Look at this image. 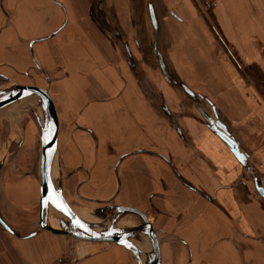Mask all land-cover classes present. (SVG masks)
Instances as JSON below:
<instances>
[{
  "label": "crops",
  "instance_id": "1",
  "mask_svg": "<svg viewBox=\"0 0 264 264\" xmlns=\"http://www.w3.org/2000/svg\"><path fill=\"white\" fill-rule=\"evenodd\" d=\"M91 1L0 0V75L37 69L57 111L53 185L71 207L141 211L160 264H264V0H214L222 42L191 0H157L176 17L160 20L169 78L153 84L156 99L90 18ZM200 109L226 127L245 165ZM39 133L32 120L0 118V220L11 231L0 224V264H136L121 246L38 230Z\"/></svg>",
  "mask_w": 264,
  "mask_h": 264
},
{
  "label": "rangeland",
  "instance_id": "2",
  "mask_svg": "<svg viewBox=\"0 0 264 264\" xmlns=\"http://www.w3.org/2000/svg\"><path fill=\"white\" fill-rule=\"evenodd\" d=\"M191 1L195 12V18L203 19L207 26H209L210 30L213 31L214 35H216V38L217 36L219 37L222 32L218 29V26L215 23L212 13L213 9L209 8L211 6L210 4L214 0H207L206 2L205 0ZM91 2L95 5L93 4L92 10L89 11L90 18L101 25L102 31L107 34L106 36L112 43L115 44L118 50H120L122 64L128 69V71L130 70L131 73H134V77L137 79L136 82L139 83L143 91L156 99L158 97V93L153 84L164 83L169 78V75L165 72V62L162 59V54L156 50V43L159 40L160 35L162 36V26L160 20L165 15H167V18L176 17L174 13H163L157 0H106L108 5L105 10L101 8L99 10L97 7L98 2H101V0H93ZM177 3H180V0H177ZM109 6H114L115 9L112 11L108 10V8L111 9ZM181 11L184 13L187 12L185 7H182ZM115 15L117 16L121 29L115 23ZM63 16L65 15L63 14ZM162 29L164 30V27H162ZM221 39L222 38H217L218 42L222 41ZM238 64V66L235 64L238 70L245 73L246 67L242 65L241 62H238ZM36 71L37 69L35 68L26 70L25 72L30 73V76H26L27 74H22L20 76L9 75L10 77L0 75V95L16 84L33 86H36L35 84H42L43 80L39 76H35L33 74ZM247 75H249V73ZM200 110L206 115L202 109ZM201 112L200 115L202 116ZM40 116L42 118L44 116V106L39 98L32 99L27 97L0 110V118L4 120L9 119L11 121V125L18 124V128L22 126L27 119H29L35 122L36 129L40 130L43 125V122L40 123ZM17 140L19 139H16V141ZM16 143L17 142H14L13 145L15 146ZM26 147L28 148L29 146ZM54 187L56 191L58 187ZM72 208L77 214H79L80 217L81 215L79 212H81V214H85V216L88 217L86 222L89 223L91 227L95 225L96 229L98 225V218L107 221L108 225L102 227L100 231L114 230L119 232L122 228H133L142 224V220L137 215L131 213L115 214L112 209H105L106 206L97 208L87 205L84 202L82 203L80 200L79 202H76V204H73ZM49 211L51 212L50 218L53 217L52 225L57 227L59 224L58 212L52 209ZM49 211H47V213ZM89 217H92L95 221L93 222V220ZM114 217L117 219L115 220L116 222H114ZM45 220H47V217ZM124 222H126L125 224L127 225H124ZM71 224L80 230L79 227L72 221ZM132 235L129 237L130 239L133 238L130 240L133 244L136 241L138 242L143 239L147 240V238L144 237L142 230L135 231ZM64 239L66 241L68 240L70 243L78 244V241L70 237L65 236ZM146 245L147 247H150L149 243ZM145 250L146 253H148L147 249L142 248V251Z\"/></svg>",
  "mask_w": 264,
  "mask_h": 264
},
{
  "label": "water",
  "instance_id": "3",
  "mask_svg": "<svg viewBox=\"0 0 264 264\" xmlns=\"http://www.w3.org/2000/svg\"><path fill=\"white\" fill-rule=\"evenodd\" d=\"M0 97V110L10 105L21 101L29 96H37L44 106V116L42 118L43 125L40 129V161L37 179L39 182V214L40 220L38 223V230L49 232L53 235L67 236L74 240L89 243H101V244H114L121 246L127 250L140 264H160V251L158 241L152 230L146 216L139 210L128 207H113L106 206L105 209H112L115 214L117 213H131L137 215L142 224L133 228H122L119 232L123 235L117 234L114 230H105L94 232L89 223L85 222L67 203L62 194L61 187L55 191V187L51 181V164L54 158V153L57 143V131H58V118L57 111L53 100L46 88L33 85H14L6 92L1 94ZM201 112V110H199ZM203 119L209 124L210 129L216 133V135L227 145L232 154L236 157L240 164L245 165L246 157L239 151L237 144L228 136L226 127L218 120H212L207 115L201 112ZM259 194L262 195V188H257ZM50 209L58 212L60 215H65L79 227L80 230H74L69 228L60 217L58 219L61 229H55L47 222V211ZM117 220L114 217V222ZM46 221V222H45ZM0 224L9 232V228L0 220ZM146 228L148 230L147 237L151 245V250L146 253L139 249L130 240V235L133 232ZM35 233L29 234L27 237L33 236ZM133 236V235H132ZM144 260V261H143Z\"/></svg>",
  "mask_w": 264,
  "mask_h": 264
},
{
  "label": "bare ground",
  "instance_id": "4",
  "mask_svg": "<svg viewBox=\"0 0 264 264\" xmlns=\"http://www.w3.org/2000/svg\"><path fill=\"white\" fill-rule=\"evenodd\" d=\"M11 88V87H10ZM2 95H0V97H1ZM30 98H35V99H38V97L37 96H29ZM40 122L42 123V120H41V118H40ZM52 181V180H51ZM58 215H59V218L61 217L62 218V220L64 221V222H67V225L69 226V228H72V229H74V230H78L77 228H75L72 224H71V221H70V219L68 218V217H66L65 215H60L59 213H58ZM89 218H91L92 220H93V222L95 221L92 217H89ZM90 220V219H89ZM110 224V223H109ZM108 224H107V221H104V220H101V219H99L98 218V225H97V229L95 228V225L92 227L93 229L92 230H94V232H98L102 227H104V226H107ZM55 229H61V226L58 224V226L55 228ZM96 229V230H95ZM117 232V231H116ZM147 232H148V230L146 229V228H143L142 229V233H143V235H144V237H146L147 238V240H148V242H149V238L147 237ZM117 234H119V235H122V233L121 232H118ZM149 248H148V250H151V245H150V242H149ZM134 263H138L139 261H136L135 260V258H134Z\"/></svg>",
  "mask_w": 264,
  "mask_h": 264
},
{
  "label": "built area",
  "instance_id": "5",
  "mask_svg": "<svg viewBox=\"0 0 264 264\" xmlns=\"http://www.w3.org/2000/svg\"><path fill=\"white\" fill-rule=\"evenodd\" d=\"M215 30V28H214ZM216 31V30H215ZM217 34V33H216ZM222 42V41H221ZM230 54V53H229ZM231 58L233 59L234 63L238 66V62L236 61V59L230 54ZM262 189L264 190V188L262 187Z\"/></svg>",
  "mask_w": 264,
  "mask_h": 264
}]
</instances>
